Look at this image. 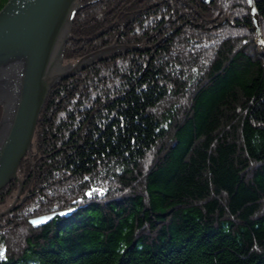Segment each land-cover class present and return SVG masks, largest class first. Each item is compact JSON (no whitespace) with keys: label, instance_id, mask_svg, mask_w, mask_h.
<instances>
[{"label":"trees","instance_id":"16d2710c","mask_svg":"<svg viewBox=\"0 0 264 264\" xmlns=\"http://www.w3.org/2000/svg\"><path fill=\"white\" fill-rule=\"evenodd\" d=\"M115 39L140 48L50 90L0 264H264V56L246 0H81L64 60Z\"/></svg>","mask_w":264,"mask_h":264},{"label":"water","instance_id":"95a60500","mask_svg":"<svg viewBox=\"0 0 264 264\" xmlns=\"http://www.w3.org/2000/svg\"><path fill=\"white\" fill-rule=\"evenodd\" d=\"M210 3L212 0H203ZM256 36L264 55V43L254 0H246ZM80 0H8L0 9V190L11 181L19 184L11 207L21 195L17 176L22 159L30 152L36 125L51 88L84 70L91 61L113 49L103 48L63 65V53Z\"/></svg>","mask_w":264,"mask_h":264},{"label":"rangeland","instance_id":"374dc122","mask_svg":"<svg viewBox=\"0 0 264 264\" xmlns=\"http://www.w3.org/2000/svg\"><path fill=\"white\" fill-rule=\"evenodd\" d=\"M247 2V1H246ZM80 5H81V0H80ZM259 17V16H258ZM74 20V19H73ZM73 24V23H72ZM259 26H260V20H259ZM253 27V26H252ZM71 30H72V26H71ZM260 30H261V27H260ZM254 35H255V33H254ZM261 35H262V32H261ZM70 36H71V34H70ZM70 36H69V38H70ZM69 40V39H68ZM255 40H256V36H255ZM262 40H263V43H264V39H263V36H262ZM68 42V41H67ZM112 46H128V48L129 49H127V48H121V49H118V48H116V49H113L112 51H110V52H107V53H105V54H103V55H101V56H99V57H97V58H95V59H93L92 61H91V63L90 64H92L96 59H99V58H101V57H103V56H107V55H111V54H113V53H115V52H118V51H121V52H126V51H134V50H136V49H139L140 47H138L137 45H123V44H119V43H117V39H115L114 40V42H112L111 44H109V45H107V46H105V47H102V48H100V49H97V50H94V51H92V52H89V53H87V54H85V55H83V56H86V55H88V54H90V53H93V52H96V51H98V50H101V49H103V48H107V47H112ZM66 48V47H65ZM64 52H65V50H64ZM82 56V57H83ZM262 56H264V55H262ZM79 58H81V57H79ZM79 58H76V59H73V60H69V61H65L64 60V53H63V65L64 66H69V65H74L78 60H79ZM79 72V71H78ZM52 89V88H51ZM50 92V91H49ZM49 94V93H48ZM2 112V111H1ZM1 117V116H0ZM34 138V137H33ZM32 142H33V140H32ZM31 146H32V143H31ZM30 152H31V149H30ZM29 152V153H30ZM23 160V159H22ZM18 170H19V168H18ZM23 173L22 172H20L19 173V171H17V176H18V178L21 180V181H23V187H24V182H25V180L24 179H22L21 178V175H22ZM15 181V180H14ZM16 182V181H15ZM17 183V187H16V190L11 194V196H9L8 198H7V200L5 201V203L3 204V205H1L0 206V213L1 212H3V211H5V210H7L9 207H11L12 206V204H13V202H14V200H15V197H16V194H17V191H18V187H19V184H18V182H16ZM9 184V183H8ZM23 187H22V190H21V195H20V197L17 199V201L14 203V205H13V209L11 210V211H9V212H7V213H5L4 215H2L1 217H0V220H2L3 218H4V216H6L7 214H10L11 212H13L18 206H20L23 202H24V200L26 199V196H27V194L25 193H23Z\"/></svg>","mask_w":264,"mask_h":264}]
</instances>
